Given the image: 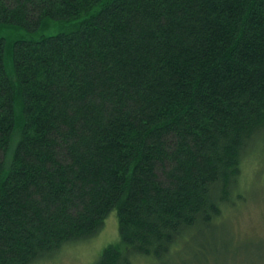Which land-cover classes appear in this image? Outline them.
<instances>
[{"label":"trees","instance_id":"obj_1","mask_svg":"<svg viewBox=\"0 0 264 264\" xmlns=\"http://www.w3.org/2000/svg\"><path fill=\"white\" fill-rule=\"evenodd\" d=\"M0 24L22 29L0 37V264L114 209L96 264L227 251L217 224L264 145V0H0Z\"/></svg>","mask_w":264,"mask_h":264},{"label":"rangeland","instance_id":"obj_2","mask_svg":"<svg viewBox=\"0 0 264 264\" xmlns=\"http://www.w3.org/2000/svg\"><path fill=\"white\" fill-rule=\"evenodd\" d=\"M45 33L57 32L56 23L51 22ZM21 28L0 24V37L9 43L21 33ZM9 72H12V60L7 59ZM257 148V149H256ZM244 160L241 173V187L244 198L236 206L225 211V218L217 224L216 244L227 251L214 252L207 264H264V145L260 143ZM208 235V232H206ZM198 236V233L195 237ZM194 237V238H195ZM121 241L119 216L116 209L105 219L98 235L89 240L67 244L54 258L36 264H96L103 250L110 244ZM200 242H205L204 238ZM192 244V243H191ZM185 244L178 255H171L165 261L138 257L136 264H188L194 263L195 254ZM218 255V258L215 257ZM197 264H206L203 261Z\"/></svg>","mask_w":264,"mask_h":264}]
</instances>
